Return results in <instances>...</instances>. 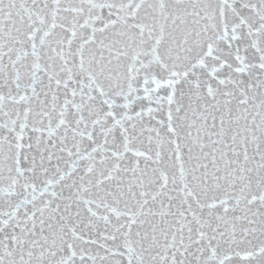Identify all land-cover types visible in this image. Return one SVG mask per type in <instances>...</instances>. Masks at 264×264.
I'll use <instances>...</instances> for the list:
<instances>
[{"label":"snow or ice","instance_id":"1","mask_svg":"<svg viewBox=\"0 0 264 264\" xmlns=\"http://www.w3.org/2000/svg\"><path fill=\"white\" fill-rule=\"evenodd\" d=\"M0 264H264V0H0Z\"/></svg>","mask_w":264,"mask_h":264}]
</instances>
